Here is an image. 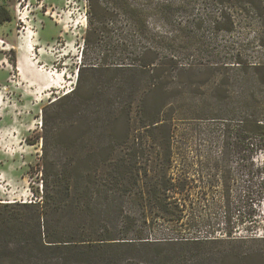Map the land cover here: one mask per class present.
Here are the masks:
<instances>
[{"label":"trees","instance_id":"obj_1","mask_svg":"<svg viewBox=\"0 0 264 264\" xmlns=\"http://www.w3.org/2000/svg\"><path fill=\"white\" fill-rule=\"evenodd\" d=\"M87 18L82 53L102 56L79 66L74 88L50 103L48 126L56 133L66 127L62 124L83 127L80 143L88 149L62 160L43 146L41 194L34 190L39 197L0 203V264H145L133 253L153 243L172 245L181 264H211V259L213 264H264V246L254 244L264 235L236 234L238 223L253 225L258 214L247 210L233 220L229 188L235 180L227 165L234 156L240 168L245 165L249 198L259 206L264 198V161L256 162L264 157V0H89ZM12 19L0 4V24ZM190 71L204 77L198 99L164 81ZM139 82L136 96L132 89ZM149 90L170 98L157 102L154 116L139 126L147 137L154 129V175L139 170L135 151L126 156L128 135L118 131L129 124L136 97L143 102ZM98 128L103 148L84 142ZM194 134L201 140L195 150ZM68 141V149L75 147V140ZM190 156L220 170L218 195L216 180L197 184L178 165L169 173L173 160L188 166ZM142 182L149 183L154 222L166 224L172 236L127 237L136 223L122 200L140 194ZM208 193L221 219L203 221L206 234L189 236L195 225L187 218L197 206L210 205Z\"/></svg>","mask_w":264,"mask_h":264},{"label":"rangeland","instance_id":"obj_2","mask_svg":"<svg viewBox=\"0 0 264 264\" xmlns=\"http://www.w3.org/2000/svg\"><path fill=\"white\" fill-rule=\"evenodd\" d=\"M0 3L8 7L13 16L9 23L12 33L9 35L7 33L6 39L0 36V203L29 202L39 197L34 190L38 189L41 194L40 164L44 145L50 156L62 160L73 156L80 157L88 149L80 143L84 138L83 127L62 124L61 126L66 127H60L57 133L49 130L48 122H51L53 111L49 106L59 96L74 88L79 66L84 62H94L95 58L100 60L102 54L97 56L90 50L87 51V55L82 53L88 29L89 0H0ZM6 27L7 24H2L0 31ZM106 54L113 57L117 52L107 50ZM203 79L201 73L190 71L180 74L175 79L164 81L168 82L167 86L175 85L170 83L171 81L176 82L177 86H181L184 95L198 99L199 92L203 89L200 87ZM140 82L138 83L140 86L136 84L132 89L136 96L141 94ZM234 89V93L239 91V87ZM137 98L128 115L129 124L124 122L118 131L128 135L125 145L126 156L131 157V152L135 151L134 160L139 170L142 172L146 169L149 175H154L157 160L154 151V129L149 131L147 137L144 130L139 131V126L142 119L154 116L157 102H168L170 98L162 91L154 90L146 93L143 102ZM46 119L47 128L44 126ZM196 126L202 131L206 129L204 123L197 122ZM99 131V128L96 131L92 130L84 142L87 141L89 146L93 144L103 148L105 140L98 135ZM140 132L143 137H140ZM195 135L192 136L194 150L200 147L201 141ZM69 139L77 142L72 149L67 147ZM191 158L190 156L188 166L184 164L185 161L173 160L169 173L176 171L178 165L179 172L181 169L187 172L190 178L198 182L197 184H200L199 179L203 180L202 184L213 183L216 180L218 182H214L213 192L218 195V190L222 189L220 170L218 171L212 162L209 163L197 156ZM235 160L234 156L227 164L231 167L235 180L230 182L229 188V196L235 206L233 220L240 219L239 212L247 210L256 209L258 214V222L253 225L246 222L238 223L236 234L263 236L264 198L259 206L252 204L249 198L252 190L251 176L247 175L245 165L240 168ZM263 161L264 157L260 156L256 162L260 164ZM222 165L223 163H220V167ZM148 186L149 183L142 182L140 194L130 193L123 197L122 206L133 214L136 223V232L131 231L128 238L141 235L145 237L144 240L156 241L172 236L166 224L154 222L152 205L154 202L146 195ZM197 191L198 188L195 187L193 192ZM193 195L200 196L197 193ZM206 197L210 205L197 206L187 218L195 225L191 233H188L189 236L206 234L204 225L200 224L203 221L213 222L221 219V209L211 204L214 200L212 193H208ZM254 244L264 246V241ZM174 250L172 245L153 243L140 246L135 250L140 252L133 255L139 257L145 264L157 262L181 264V260L175 258ZM210 263L213 264L214 260L211 259Z\"/></svg>","mask_w":264,"mask_h":264},{"label":"crops","instance_id":"obj_3","mask_svg":"<svg viewBox=\"0 0 264 264\" xmlns=\"http://www.w3.org/2000/svg\"><path fill=\"white\" fill-rule=\"evenodd\" d=\"M0 4H2V3H0ZM7 8H8V7H7ZM11 21H12V20H11ZM11 21H6V22L2 23V24H7V27H6V29H3V30L0 31V36H1V38H2L3 36H4L3 38H5V36L7 35V33H8V35L12 33V31L9 29V28L11 27V25L9 24V23H11ZM2 24H0V26H1ZM5 39H6V38H5Z\"/></svg>","mask_w":264,"mask_h":264}]
</instances>
